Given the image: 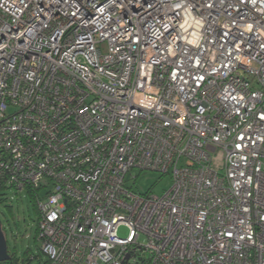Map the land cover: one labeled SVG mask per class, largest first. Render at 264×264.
<instances>
[{
	"label": "built area",
	"instance_id": "2783aa9c",
	"mask_svg": "<svg viewBox=\"0 0 264 264\" xmlns=\"http://www.w3.org/2000/svg\"><path fill=\"white\" fill-rule=\"evenodd\" d=\"M0 184L41 264H264V0H0Z\"/></svg>",
	"mask_w": 264,
	"mask_h": 264
},
{
	"label": "rangeland",
	"instance_id": "374dc122",
	"mask_svg": "<svg viewBox=\"0 0 264 264\" xmlns=\"http://www.w3.org/2000/svg\"><path fill=\"white\" fill-rule=\"evenodd\" d=\"M136 176V179L133 177ZM125 184L136 192L162 195L171 184V176L157 171L133 168L126 175ZM0 225L9 254H15L18 264H40L44 260L36 239L38 213L26 190L0 189ZM118 234L125 236L127 228L120 226ZM29 250L27 255L25 252ZM29 262H27V259Z\"/></svg>",
	"mask_w": 264,
	"mask_h": 264
},
{
	"label": "trees",
	"instance_id": "16d2710c",
	"mask_svg": "<svg viewBox=\"0 0 264 264\" xmlns=\"http://www.w3.org/2000/svg\"><path fill=\"white\" fill-rule=\"evenodd\" d=\"M1 185V184H0ZM0 189H4V187H1ZM26 192L28 193L29 197H30V200L32 201L33 203V206H34V209L37 211V206H36V198L38 196V191H32L31 189L27 188L26 189ZM0 200H2L0 198ZM38 213V212H37ZM36 232H37V229H36ZM39 252H40V249H39ZM9 253V252H8ZM27 255L29 254V250H27L25 252ZM41 254V253H40ZM10 255V258L6 261H3V262H0V264H18L19 261L18 259L16 258L15 254H9ZM29 259H27V262H29ZM41 264V263H40Z\"/></svg>",
	"mask_w": 264,
	"mask_h": 264
},
{
	"label": "water",
	"instance_id": "95a60500",
	"mask_svg": "<svg viewBox=\"0 0 264 264\" xmlns=\"http://www.w3.org/2000/svg\"><path fill=\"white\" fill-rule=\"evenodd\" d=\"M9 258L10 255L8 253L7 242L5 240V236L0 225V262L6 261Z\"/></svg>",
	"mask_w": 264,
	"mask_h": 264
}]
</instances>
